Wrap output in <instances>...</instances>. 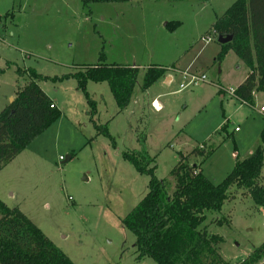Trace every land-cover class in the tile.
Here are the masks:
<instances>
[{
    "label": "rangeland",
    "instance_id": "rangeland-1",
    "mask_svg": "<svg viewBox=\"0 0 264 264\" xmlns=\"http://www.w3.org/2000/svg\"><path fill=\"white\" fill-rule=\"evenodd\" d=\"M83 1L0 0V113L32 82L61 112L0 171V201L20 210L74 264H156L139 259L136 238L123 224L149 192V178L123 152L139 150L146 136L155 175L170 191L181 156L220 184L260 144L264 92L254 94L253 107L242 104L231 91L248 76L247 66L232 51L217 62L221 45L211 28L236 0H119L89 8ZM168 23L178 26L168 30ZM100 60L140 69L124 111L107 82H88L92 115L72 77ZM153 66L169 71L141 92ZM32 70L44 79H34ZM182 73L206 79L181 90L191 79ZM95 124L107 125L111 137ZM197 148L211 154L192 155ZM233 191L220 213H207L205 228L223 238L224 261L241 264L264 246V207ZM262 252L254 264H262Z\"/></svg>",
    "mask_w": 264,
    "mask_h": 264
},
{
    "label": "trees",
    "instance_id": "trees-1",
    "mask_svg": "<svg viewBox=\"0 0 264 264\" xmlns=\"http://www.w3.org/2000/svg\"><path fill=\"white\" fill-rule=\"evenodd\" d=\"M117 1L84 0L83 5L89 8L96 3ZM177 26L168 23L166 28L175 30ZM211 32L215 37L233 36L232 42L221 45L217 62H222L232 51L247 66L248 76L235 89L234 97L253 107L254 94L264 92V0H236L213 24ZM168 71L160 66L150 67L142 78L141 92L163 79ZM29 74L36 80L44 79L34 70ZM140 74L139 68L100 60L95 65L81 67L72 77L85 94L94 115L96 107L86 89L88 82H107L119 110L124 111L134 98ZM60 116L61 112L35 82L18 92L0 113V171ZM91 120L94 122L93 117ZM96 128L111 137L107 125L103 128L96 125ZM226 128L224 126L222 130L226 132ZM139 143V150L122 154L138 174L149 178V192L123 220L127 230L136 238L139 259L149 258L156 264H228L219 253L223 238L205 228L207 213H220L233 196V190L235 193L245 192L256 206L264 207V128L253 154L238 161L220 184L212 183L198 166H190L187 157L181 156L170 173L174 181L173 191L169 190L165 180L155 175V158L148 154L146 136H141ZM210 154L211 151L207 153L200 148L192 152V155L205 159ZM217 223L219 226L223 224L221 220ZM263 250L264 246L241 264H254ZM0 264L74 263L20 210L9 208L0 201Z\"/></svg>",
    "mask_w": 264,
    "mask_h": 264
},
{
    "label": "built area",
    "instance_id": "built-area-1",
    "mask_svg": "<svg viewBox=\"0 0 264 264\" xmlns=\"http://www.w3.org/2000/svg\"><path fill=\"white\" fill-rule=\"evenodd\" d=\"M208 40H209V39H208ZM189 77L191 78L190 81H189L187 84H185V85L182 84V85L180 86V89H181V90H184V89L190 87L191 85H197V84L200 83V82H204L205 79H206L205 76L195 77V76H190V75H187V74L184 75V78H189ZM231 94L234 95V92L231 91ZM152 106H153V108H154L156 111H160V110H161V108L157 106V101H154V102L152 103ZM262 111L264 112V109H262ZM262 263L264 264V259L262 260Z\"/></svg>",
    "mask_w": 264,
    "mask_h": 264
},
{
    "label": "crops",
    "instance_id": "crops-1",
    "mask_svg": "<svg viewBox=\"0 0 264 264\" xmlns=\"http://www.w3.org/2000/svg\"><path fill=\"white\" fill-rule=\"evenodd\" d=\"M171 75H172V74H171ZM181 75H182V77L184 78V73H182ZM171 78H173V77L171 76ZM246 78H247V77H246ZM246 78H245V79H246ZM166 81H167V83L169 84V82H170V78H166ZM244 81H245V80H244ZM244 81H243V82H244ZM241 84H242V83H241ZM181 85H182V84H181ZM181 85H180V86H181ZM239 85H240V84H239ZM239 85H238V86H239ZM238 86H237V87H238ZM237 87H236V88H237ZM12 100H14V99H12ZM132 101H133V100H132ZM154 101H157V100H153V101L151 102V107H152V108H153L152 103H153ZM157 102H158V101H157ZM158 103H159V102H158ZM159 104H160V103H159ZM242 104H244V103H242ZM245 105H246V104H245ZM158 107H159V106H158ZM160 108L162 109V105H161V104H160ZM153 109H154V108H153ZM154 110H155V109H154ZM155 111H156V110H155ZM156 112H159V111H156ZM204 146H205V145H203V147H204ZM199 147H200V146H199ZM255 149H256V148H255ZM255 149H250V151L248 152V154L246 155V157L252 155ZM192 152H193V151H192ZM246 157H245V158H246ZM262 264H263V263H262Z\"/></svg>",
    "mask_w": 264,
    "mask_h": 264
},
{
    "label": "water",
    "instance_id": "water-1",
    "mask_svg": "<svg viewBox=\"0 0 264 264\" xmlns=\"http://www.w3.org/2000/svg\"><path fill=\"white\" fill-rule=\"evenodd\" d=\"M233 40V36H218L217 37V42L219 43V45H226L230 42H232Z\"/></svg>",
    "mask_w": 264,
    "mask_h": 264
},
{
    "label": "bare ground",
    "instance_id": "bare-ground-1",
    "mask_svg": "<svg viewBox=\"0 0 264 264\" xmlns=\"http://www.w3.org/2000/svg\"><path fill=\"white\" fill-rule=\"evenodd\" d=\"M157 106H159L160 107V104L157 102Z\"/></svg>",
    "mask_w": 264,
    "mask_h": 264
}]
</instances>
